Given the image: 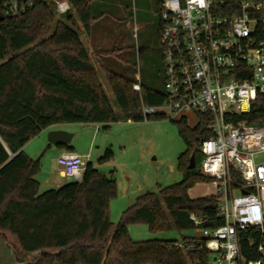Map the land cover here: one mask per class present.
<instances>
[{
  "label": "trees",
  "instance_id": "obj_1",
  "mask_svg": "<svg viewBox=\"0 0 264 264\" xmlns=\"http://www.w3.org/2000/svg\"><path fill=\"white\" fill-rule=\"evenodd\" d=\"M69 1L74 12L62 15L65 20L57 17L52 2H37L25 15L0 20L1 257L23 264H211L204 237L136 241L129 231L136 223L147 224L152 231L182 232L202 229L199 219L214 227L225 222L216 195H189L197 183L214 181L198 168L204 158L201 142L213 135L206 114L198 113L195 127L186 117L175 120L187 146L179 157L183 179L137 197L118 223L110 217V202L118 193L116 179L92 162L81 180L40 192L36 177L40 158L30 157L24 147L42 131L66 123L109 129L121 118L133 122L167 118L143 112L144 106L165 103L166 90L148 83L143 74L138 80L104 64L121 110L117 115L80 34L82 27L89 30L99 17L93 0ZM160 70L165 79L164 65ZM138 81L140 91L134 89ZM231 121L263 125L264 93L249 112L233 114ZM193 153L196 167L191 169ZM112 157L108 149L98 162L104 164ZM238 236L245 261L261 258L259 228L240 229Z\"/></svg>",
  "mask_w": 264,
  "mask_h": 264
},
{
  "label": "built area",
  "instance_id": "obj_2",
  "mask_svg": "<svg viewBox=\"0 0 264 264\" xmlns=\"http://www.w3.org/2000/svg\"><path fill=\"white\" fill-rule=\"evenodd\" d=\"M37 2H52L58 15L74 12L69 0H0V18L25 15ZM160 7L168 100L144 106L143 112L171 119L188 111L210 117L213 135L201 142V171L214 178L225 220L201 229L211 264H264V161H258L264 155V124L231 121L264 93V0H160ZM134 89L141 90L139 81ZM89 159L66 151L57 163L64 177L81 180ZM250 226L261 231L262 256L245 261L238 231Z\"/></svg>",
  "mask_w": 264,
  "mask_h": 264
},
{
  "label": "rangeland",
  "instance_id": "obj_3",
  "mask_svg": "<svg viewBox=\"0 0 264 264\" xmlns=\"http://www.w3.org/2000/svg\"><path fill=\"white\" fill-rule=\"evenodd\" d=\"M159 1L93 0L94 12L99 17L89 30L82 27L80 31L99 80L118 116H121V110L108 82L104 64L116 72L131 74L137 79L140 73H144L148 83L165 91V79L160 70L163 50L158 33L161 24ZM57 17L65 20L62 15L57 14ZM182 116L187 117L191 127H195L199 122V114L188 111L179 114L174 120L167 117L131 124L121 118L111 124L109 129L83 123L56 125L74 134L71 145L75 150L91 148L92 161L98 167L99 158L104 156L108 149L112 150L111 166L102 169L107 175H113L117 182V196L110 202V217L114 223L119 222L123 212L140 195L149 191L158 192L162 187L183 179L179 157L186 151L187 146L175 122ZM47 136L48 132L39 134L26 144L24 149L28 155L34 154V159L40 158L41 170L36 175L41 182L40 192L57 188V185L45 180L49 174L62 182L72 181L60 176L61 167L57 163L59 150L52 152L48 144L44 145L48 140ZM258 161H264L263 154L258 157ZM201 164L202 162L198 164V168ZM201 187L209 191L213 189L214 183H199L195 188ZM202 193L191 192L193 196H200ZM129 231L136 241L181 240L184 235L202 237L201 228L182 232L175 228L152 231L143 223L131 224ZM0 264L23 263L0 255Z\"/></svg>",
  "mask_w": 264,
  "mask_h": 264
},
{
  "label": "crops",
  "instance_id": "obj_4",
  "mask_svg": "<svg viewBox=\"0 0 264 264\" xmlns=\"http://www.w3.org/2000/svg\"><path fill=\"white\" fill-rule=\"evenodd\" d=\"M142 30H143V27H142ZM142 30H141V31H142ZM82 41H83V40H82ZM160 64L163 65V58H162ZM161 67H162V66H161ZM142 74H143V76H144V73H142ZM142 74L140 73V77H139V78H141ZM127 122L132 124L133 121L129 120V121H127ZM112 124H113V123H112ZM59 125H60V124H59ZM92 125H97L98 127L102 126V125H99V124H92ZM53 128H59V127H56V125H55ZM60 129H61V128H60ZM48 131H49V129H46V130L42 131L41 134H44V132H45V134H47ZM46 144H48V146H49L50 143L48 142V140L45 141V144H44V145L46 146ZM69 146H72L71 143L69 144ZM72 147H73V146H72ZM49 148H51V151H52V152H57L56 150H59V151H58V152H59L58 156L61 155V154L64 153V152H66V151H73V152H76V153H78V154H80V155H82V156H87V155H89V156H90V162H92V163L94 164L95 167H98V166L92 161V150H91V148H90V149H89V148H84V149H82L81 151H77V150H75L74 147H73L72 149H69V148H67V147H63V148H61V147H55L54 145H51ZM24 149H25V147H24ZM30 155H31V156H30ZM30 155H29V156L32 157V158L35 157L34 154H30ZM98 164H99V163H98ZM99 166H100V167H98V168H100L101 170H103L104 172H106L104 169H102V167H103V168L110 167V166H111V162L109 161V162H106V163H104V164H99ZM60 176L64 177V176L62 175V173H60ZM45 180H46V181H49V182L51 181V182L53 183V185H57V187H60L61 185H63V184L66 183V182H62V181L57 180L56 176L51 175V174H49V175L45 178ZM198 184H199V183H197L194 187L190 188V190H189V195H190L191 197L196 198V197H201V196H207V195H212V194H214V192H215V188H214V187H213L212 190L206 191L205 189H202V187H201V188H195ZM193 188H195V189H193ZM192 189H193V190H192ZM194 191H200V192H203V193H202L200 196H193V195L191 194V192L194 193ZM197 193H198V192H197Z\"/></svg>",
  "mask_w": 264,
  "mask_h": 264
},
{
  "label": "water",
  "instance_id": "obj_5",
  "mask_svg": "<svg viewBox=\"0 0 264 264\" xmlns=\"http://www.w3.org/2000/svg\"><path fill=\"white\" fill-rule=\"evenodd\" d=\"M4 19H5L4 17L0 18V20H4ZM53 127L54 126L49 128L48 136H47L48 142L51 145H54L55 147L63 148V147L68 146L71 143L74 134L69 132V131H67V130L60 129V128H53ZM189 167L191 169L196 167L195 153H193L192 156H191V165ZM244 193H245V191H244ZM203 225L206 226V227L213 226L212 223L207 222V221L204 222Z\"/></svg>",
  "mask_w": 264,
  "mask_h": 264
}]
</instances>
